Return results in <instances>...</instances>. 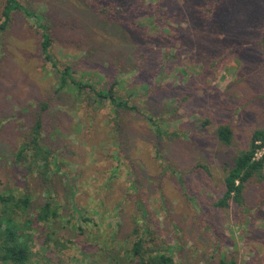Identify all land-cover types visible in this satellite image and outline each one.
Returning <instances> with one entry per match:
<instances>
[{"label": "rangeland", "instance_id": "obj_1", "mask_svg": "<svg viewBox=\"0 0 264 264\" xmlns=\"http://www.w3.org/2000/svg\"><path fill=\"white\" fill-rule=\"evenodd\" d=\"M8 1L0 0V26ZM18 1L44 17L59 68L97 88L117 82L134 108L100 105L90 88L83 96L61 89L41 29L12 13L0 33V194L31 195L30 209L16 216L32 221L28 264H125L140 219L159 249L173 248L176 264H264V170L242 205L217 206L236 158L264 131V0H220L218 38L193 58L172 49L184 19L169 20L170 1L179 0ZM197 8L206 29L207 11ZM38 114L43 144L60 160L49 183L15 164ZM221 125L233 131L230 146L218 140ZM49 195L59 217L40 220Z\"/></svg>", "mask_w": 264, "mask_h": 264}, {"label": "trees", "instance_id": "obj_2", "mask_svg": "<svg viewBox=\"0 0 264 264\" xmlns=\"http://www.w3.org/2000/svg\"><path fill=\"white\" fill-rule=\"evenodd\" d=\"M103 1V0H102ZM99 0V4L102 2ZM107 1V0H104ZM157 6H163L166 0H155ZM169 13L171 18L169 20L173 23H178L181 19L183 25L180 26L179 43L172 49L175 52L182 51L185 48L186 51H190V57L193 58L194 54L192 50H196L197 53H202L207 56V50H209V43L217 37L218 22L215 13L220 6V0H179V4L176 7L172 3ZM149 4L148 0H140L139 7ZM205 5V7H204ZM199 8H205L207 11L206 29H203L201 24L203 23L195 11ZM180 7V8H179ZM112 8L113 12H117V7ZM21 11L28 18L35 21L38 27L42 31V54L48 63L54 67V69L60 73V85L61 89H68L76 93L78 96L87 94V89L92 91V98L105 105L106 101H109L115 109H128L134 110L129 102L122 98L118 91L115 90L117 82L110 87L97 88L95 84H91L89 81H82L75 79V73L73 68L65 67L59 68L58 62L54 59L50 49L52 46V38L49 33V28L44 23V17L38 15L36 12L24 7L18 0H9L5 6L3 16L4 21L0 26V33L5 31L12 19V13L14 11ZM173 10V11H172ZM240 12V9H239ZM133 19V18H132ZM133 24L139 28L145 27L138 20H134ZM204 24V23H203ZM212 24L216 28L213 32L207 29V26ZM169 30L165 35H173L171 25L168 24ZM172 31V32H171ZM175 30L174 33H176ZM214 36V37H213ZM218 38V37H217ZM172 50L168 51L166 56L170 59ZM177 58L180 59V54L176 53ZM181 61V60H179ZM98 89V90H97ZM149 86H146L145 90H148ZM47 106L43 105L42 110H46ZM150 120L156 124L153 118ZM159 128V127H158ZM43 117L38 114L34 121V125L31 128L28 139L21 143L18 152L15 156V164L18 166L27 165L29 175H38L39 179L49 183L54 175L60 173V160L54 155V153L43 144ZM159 133L164 134L163 130H159ZM218 140L225 146H230L233 143V131L227 125H221L216 130ZM264 144V131H256L251 139L249 148L243 151L235 160L234 167L228 172L225 178V194L220 202L217 204L220 208H229L232 203L242 205L244 202V190L246 185L256 177H262V171L264 170V155L260 158H256L257 149L262 147L258 143ZM41 177V178H40ZM32 198L30 194H25L20 198H16L12 195L3 196L0 194V264H28L32 256V249L30 242L33 240L32 234L28 231L31 229L32 221L27 220L24 224L17 222L16 216L21 214L23 216L31 207ZM146 216L147 213L143 212ZM59 217L57 211V204L53 197L49 195L45 206L38 210V219L49 221L50 218L57 219ZM81 220H84L81 219ZM29 226V227H28ZM153 230L150 228L144 219H140L134 227L132 232L133 244L131 249H127L124 252L123 260L125 264H176L173 254V248L171 246H161L159 249L158 244L151 238L153 236ZM157 247L156 250L148 247V244ZM92 263V262H90ZM220 264H236L234 260L221 259Z\"/></svg>", "mask_w": 264, "mask_h": 264}, {"label": "built area", "instance_id": "obj_3", "mask_svg": "<svg viewBox=\"0 0 264 264\" xmlns=\"http://www.w3.org/2000/svg\"><path fill=\"white\" fill-rule=\"evenodd\" d=\"M258 145H260V146L262 145V147L257 149V152H256V158L260 159L262 157V154L264 153V144H261V142H259ZM259 156H260V158H259Z\"/></svg>", "mask_w": 264, "mask_h": 264}]
</instances>
